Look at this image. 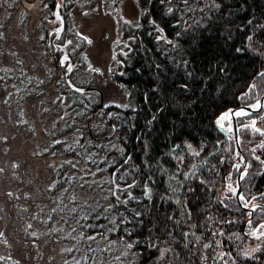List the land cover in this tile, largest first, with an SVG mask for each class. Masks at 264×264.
<instances>
[{
    "label": "trees",
    "instance_id": "obj_1",
    "mask_svg": "<svg viewBox=\"0 0 264 264\" xmlns=\"http://www.w3.org/2000/svg\"><path fill=\"white\" fill-rule=\"evenodd\" d=\"M137 2L141 8L139 25L131 31L123 28L124 35L129 33L127 37L120 30L116 34L114 54L118 57L114 62L123 75L110 74L111 81L121 84L132 110H118L122 114L111 125L114 131L110 139L120 138L111 142L120 151L101 153L99 158L104 162L97 168L99 172L107 169L106 165L113 163L112 156L120 152L122 161L108 169L109 192L98 196L99 203L79 199V206L77 197L71 201L75 211L69 223L84 227L87 237H96L90 244L80 240L87 247L78 254L84 253L82 259L87 264H96L100 243L96 227L108 220V202H113L119 211L115 234L122 230L124 236L120 242L107 237V242L118 243L123 250L127 246V264H237V260L264 264L263 244L245 243L240 232L229 229L235 220L236 224L243 222L245 214L225 190L222 175L203 187L190 183L183 188L185 193L181 187L194 172L200 179L203 159L218 163L220 149H202L204 140L211 143L221 137L215 119L262 92L258 84H264V0ZM235 90L239 96L236 101ZM80 113L73 115V122ZM242 118L238 119L239 146L253 158L244 180L251 177L253 189L245 190L244 198L246 204L259 202L264 206V115L255 122L259 132L248 123L253 116ZM227 136L230 138V133ZM89 139L76 141L69 153L76 154L77 144H89ZM182 143L191 158L179 159L181 153L176 151ZM162 153L166 157L160 159ZM233 153L232 147L226 152V168ZM255 194L257 198L252 197ZM97 207L102 211L96 212ZM227 208H234L235 213ZM254 212L250 225L256 227L264 223V208ZM51 223L48 219V228ZM234 241L241 245L232 246ZM176 244H180L179 253L175 252ZM252 244L254 248L249 250ZM122 249L117 248L110 259Z\"/></svg>",
    "mask_w": 264,
    "mask_h": 264
},
{
    "label": "rangeland",
    "instance_id": "obj_2",
    "mask_svg": "<svg viewBox=\"0 0 264 264\" xmlns=\"http://www.w3.org/2000/svg\"><path fill=\"white\" fill-rule=\"evenodd\" d=\"M56 5L64 21L59 38L58 34H48L49 30L57 27L52 21ZM140 13L137 0H0V264H87L82 259L84 253L79 256L78 252L87 247L81 245L80 240L87 244L90 240L84 234V227L79 229L76 222L69 223L74 216L71 201L77 197L78 200L99 203L98 196L109 192L108 169L122 161L120 152L112 156L113 163H108L107 169L99 172L97 168L104 162L100 161L101 153L120 151L111 143L120 138L110 139V130L114 131L111 125H115L117 115L122 114L118 110H132L121 84L110 81L107 75L113 59L114 38L123 28L134 30L139 25ZM47 35L48 40L53 39L60 46L57 55L66 54L71 57V63L74 62L73 80L81 87L93 86L99 90L100 108L96 107L99 103L96 93H86L85 97L72 96L58 81L57 77L61 72L64 75V71L60 67L53 70L55 62L45 48ZM123 36L127 37L129 33H123ZM49 51L55 53L52 47ZM258 85L264 88L263 83ZM236 91L233 94L235 101L239 97ZM63 107L66 108L65 114ZM79 113V119L73 122V117ZM263 115L264 110L259 116ZM215 124L221 137L211 143L204 140L202 149H220L218 163L203 159L200 179L197 180L198 172L192 173L183 181L182 191L185 193L183 188L190 183L203 187L222 175L225 190L233 195L235 206L241 210L229 185L235 190L233 174L242 164L236 163L238 152L233 136H227L226 123L222 122L223 128L217 122ZM86 139L90 140L89 144H77L76 154L69 153L76 141ZM225 145L232 147L234 152L227 168L225 155L229 148L226 151ZM178 148L176 152L181 153L179 159L191 158L185 144ZM194 148L195 153H199V148ZM240 150L248 164L240 181L244 197V191L252 188L251 177L245 183L244 180L250 173L249 162L253 158ZM165 157L163 153L160 155V159ZM252 197L257 198L256 194ZM80 200L79 206L82 204ZM108 203V220L100 223L95 231L100 234L96 264H127V246L123 250L118 243L107 242V237L120 242L124 236L122 230L115 234L119 227V211L113 207V202ZM99 208L95 209L98 213L102 211ZM227 210L235 213L234 208ZM48 219L53 221L50 228ZM236 221L230 231L240 232L245 243L252 241L249 238L255 231L253 226H248L244 220L238 224ZM263 241L256 240L255 243ZM236 243L241 245L234 241L232 246ZM174 246L175 252L179 253L180 244ZM117 248L122 252L110 259ZM253 248L254 244L249 250ZM257 258L263 259L259 255ZM237 264L249 263L237 260Z\"/></svg>",
    "mask_w": 264,
    "mask_h": 264
},
{
    "label": "water",
    "instance_id": "obj_3",
    "mask_svg": "<svg viewBox=\"0 0 264 264\" xmlns=\"http://www.w3.org/2000/svg\"><path fill=\"white\" fill-rule=\"evenodd\" d=\"M54 16H55V19L61 24V21H60V19L56 16V12H54ZM55 32H57V31H55ZM65 82H66V84L68 85V87L72 90V91H74V92H77V93H82V92H85V91H87V90H92V91H96V90H94V89H78V88H74L73 86H71L70 84H69V82H68V79H67V74H65ZM98 94H99V101H100V93L98 92V91H96ZM101 102V101H100ZM263 103H264V92H263V94H262V96H261V98H260V101H259V103L257 104L258 105V108L259 107H262V105H263ZM256 105V106H257ZM254 105H252L251 107H253ZM238 109H233V110H231L230 112H228L227 114L229 115H231L230 117H231V120L233 121V119H234V115H235V113H236V111H237ZM245 111L247 112V113H250L251 111H250V108L248 107V108H245ZM232 126H233V128H232V135H233V139H234V144H235V148L238 150V143H237V133H236V130H235V126L232 124ZM238 154H239V156L242 158V166H241V168H240V170H239V172H238V174H237V177H236V187H235V197H236V199H238V193H237V191H238V182H239V180H240V178H241V176H242V174L245 172V170H246V168H247V166H246V161H245V159H244V157H243V155H242V153H240V151L238 152ZM253 206H250V207H248V208H245L244 210H248L249 211V213H251V211L253 210ZM250 219V216H248L247 218H246V222H248V220Z\"/></svg>",
    "mask_w": 264,
    "mask_h": 264
},
{
    "label": "bare ground",
    "instance_id": "obj_4",
    "mask_svg": "<svg viewBox=\"0 0 264 264\" xmlns=\"http://www.w3.org/2000/svg\"><path fill=\"white\" fill-rule=\"evenodd\" d=\"M53 35V34H52ZM259 112H260V110H259ZM220 117L221 116H219V117H217V119H215V123L217 122V120H219L220 119ZM223 123H226V119L224 120V121H222ZM216 125V124H215ZM217 127V130L219 131V127L218 126H216ZM237 143H238V150H237V152H239L240 151V153H241V150H240V146H239V137H238V135H237ZM238 157H239V159H238V161L236 162V163H241L242 164V158L239 156V154H238ZM246 166H248V164H247V162H246ZM246 171H247V168H246V170H245V172L242 174V176H244L245 175V173H246ZM231 173V172H230ZM229 173V174H230ZM241 176V177H242ZM242 180V178H240V180H239V182H238V191H237V193H238V199H235L236 201V204L238 205V207H241V211L243 212V213H245L246 214V217H248L247 216V214L250 216V219H252V214H253V212H254V210H252L251 211V213H249V211L248 210H244L245 208H248V207H245L244 206V204H243V199H241L240 197L242 196V193H241V187H240V181ZM235 187H236V182H235ZM236 198V197H235ZM263 209V208H262ZM255 213V212H254ZM251 226V225H250ZM254 241H256V240H264V239H262V238H256V239H253ZM252 240V241H253ZM253 241V242H254ZM263 243H264V241H263ZM262 255H263V253H262ZM264 257V256H263Z\"/></svg>",
    "mask_w": 264,
    "mask_h": 264
},
{
    "label": "snow or ice",
    "instance_id": "obj_5",
    "mask_svg": "<svg viewBox=\"0 0 264 264\" xmlns=\"http://www.w3.org/2000/svg\"><path fill=\"white\" fill-rule=\"evenodd\" d=\"M249 39H251V37H249ZM65 60H67V57H65ZM68 71H71V67H70V66H69V68H68ZM257 107H258V105H257ZM245 114H246V113H245L244 111H239V112H236V113H235L236 116H243V115H245ZM227 118H228V114H227V113L224 114V115H222V116L220 117V119L217 120V124H220L221 128H223L222 121H224V120L227 119ZM252 127H253V129H254L255 131H257V132L260 131L259 129H256V128H255V121L252 122ZM230 130H231V129H229V131H230ZM261 135H264V133H261ZM237 167H239V165H237ZM245 174H246V173H245ZM241 178H243V176H242ZM229 189H230L231 191H233V193L235 194V190L231 188V185H229ZM9 195H11V194L9 193ZM113 195H115V193H113ZM240 198L243 199L242 196H241ZM245 207H247V204L245 205ZM71 211L74 212L75 209H71ZM87 239H89V240H95L96 237H95V236H88ZM128 247L131 248L132 245L129 244Z\"/></svg>",
    "mask_w": 264,
    "mask_h": 264
},
{
    "label": "flooded vegetation",
    "instance_id": "obj_6",
    "mask_svg": "<svg viewBox=\"0 0 264 264\" xmlns=\"http://www.w3.org/2000/svg\"><path fill=\"white\" fill-rule=\"evenodd\" d=\"M58 58V56H56V55H53L52 56V59L55 61L56 59ZM59 62V61H58ZM55 67H57L56 65H55ZM121 74H123V71H121ZM261 112L262 111H260V112H258L259 114H261ZM238 159H239V157H238Z\"/></svg>",
    "mask_w": 264,
    "mask_h": 264
}]
</instances>
